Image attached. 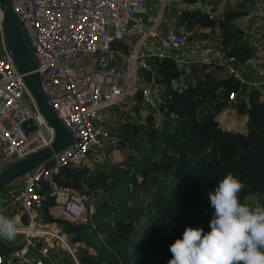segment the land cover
<instances>
[{
  "label": "built area",
  "instance_id": "1",
  "mask_svg": "<svg viewBox=\"0 0 264 264\" xmlns=\"http://www.w3.org/2000/svg\"><path fill=\"white\" fill-rule=\"evenodd\" d=\"M174 1L182 6L178 13L213 14L206 0H11L36 53V70L49 103L73 140L21 176L20 189L12 192L11 200H5L10 218L16 220L25 238L18 243L21 248L0 253V264H61L49 242L52 239L60 240L58 246L82 264L79 245L61 227L44 222V199L47 193L52 196V214L56 206L71 222L94 223L96 203L77 187L61 183L57 174L66 166L85 164L99 149L119 145L115 127L120 113L115 107L129 99L134 107L136 91H143L146 102L160 103L161 84L140 72L151 69L153 59H171L181 72L178 79L190 73L193 63L226 68L240 82L239 89L229 94L230 106L251 90L264 96V0H251L247 13L234 19L243 31L242 42L252 48L245 62L227 55L211 33L196 35L197 29L202 33L201 26L189 27L188 19L179 21L172 15L169 7ZM246 69L256 78L249 79ZM55 135L11 54L0 7V171L8 163L52 145ZM2 207L0 214L6 210ZM23 216L28 219L25 224ZM43 238L47 244H39Z\"/></svg>",
  "mask_w": 264,
  "mask_h": 264
},
{
  "label": "trees",
  "instance_id": "2",
  "mask_svg": "<svg viewBox=\"0 0 264 264\" xmlns=\"http://www.w3.org/2000/svg\"><path fill=\"white\" fill-rule=\"evenodd\" d=\"M246 5L244 3L240 10H228L220 17L185 10L172 15L179 21L188 19L189 27L200 25L203 36L218 31L219 34L213 35L227 55L245 62L251 57L252 48L242 42L243 31L234 19L247 13ZM125 47L129 51L127 44ZM151 64V69L140 72L149 79L154 71L161 75H156L155 80L162 86L159 106L166 114L164 125H156L151 108L146 114L148 123L141 121L139 112L146 101L143 91H136L134 110L138 117L130 112L131 118L126 119V112L120 113L115 132L119 136V151L126 141L137 150L129 156L127 165L119 164L112 172L101 171L91 182L92 187L101 185L109 195L104 204L98 202L95 225L92 224L100 244L95 245L96 251L80 248L82 264L104 261L110 264H168L172 258L170 246L183 237L188 226L203 228L205 233L210 231L214 208L207 193L228 173L244 185L239 193L241 203L248 205L245 199L250 194L264 193V96L251 90L242 101L234 103L247 125L245 130L232 129L221 124L219 114L227 109L229 94L239 89L240 82L226 68L193 63L190 72L196 78L175 85L173 80L181 72L171 59L156 58ZM139 138L145 142L144 146L136 143ZM108 150L115 152L116 149ZM115 154L125 156L124 153ZM154 172L169 175L172 186L169 184L155 191L152 208L147 214L143 203L132 206L130 202L138 187V177L147 180ZM82 174L78 166L69 165L57 177L63 184L78 187ZM261 203L264 205L263 199ZM53 204L52 196L47 193L42 207L43 220L59 222L66 232L75 234L73 242L85 240L91 245L93 241L85 232L91 223H74L55 217L50 212Z\"/></svg>",
  "mask_w": 264,
  "mask_h": 264
},
{
  "label": "clouds",
  "instance_id": "3",
  "mask_svg": "<svg viewBox=\"0 0 264 264\" xmlns=\"http://www.w3.org/2000/svg\"><path fill=\"white\" fill-rule=\"evenodd\" d=\"M243 183L228 173L207 193L214 208L210 231L188 226L171 246L168 264H264V207L241 203ZM17 222L0 214V238L12 241Z\"/></svg>",
  "mask_w": 264,
  "mask_h": 264
},
{
  "label": "rangeland",
  "instance_id": "4",
  "mask_svg": "<svg viewBox=\"0 0 264 264\" xmlns=\"http://www.w3.org/2000/svg\"><path fill=\"white\" fill-rule=\"evenodd\" d=\"M206 1H208V4H210L212 7H216L214 11L212 10V13H213L212 15L216 16V17L222 16L228 10H232V9L240 10L244 3L245 4L247 3V5H246L247 8H250L252 5V2H250L248 0H206ZM176 13H178V12H176ZM198 26H200V25H195V27H198ZM217 33L219 34L218 31H215V30L213 31V34L216 35ZM195 34L198 36L201 34V36H203V31L201 33V31L199 29H197ZM203 37H205V36H203ZM214 37H216V36H214ZM244 73L249 79H255L256 78V75H250L249 72L247 71V69L245 70ZM156 75L158 77H161L159 72L154 71L153 77H155ZM194 77L196 78V75L195 74L193 75V73H191V72L188 74V76H187V74H184V76L181 79H178V78L175 79L174 84L183 85L188 79H190V81H193L195 79ZM131 105H132V102L129 99V100H126L125 102L122 101L120 103V106H116L115 108L119 113L126 112L125 113L126 119L131 118L130 112L134 116L138 117L139 114L137 113V111L134 110L135 109L134 107H133V109H131ZM150 105L151 106H149V104L147 102L143 103V105H142L143 109H141V111L139 112L140 115H142L141 121H145V123H148L147 118H146V114L148 113V109L151 108L154 111L156 119H157L156 125L158 127H162L164 125V120L166 118V114L160 110L159 104L158 105L150 104ZM120 117H121V114H120ZM117 119H118V117H117ZM219 120H220L222 125L230 127L232 129H234V128L239 129V130H245L246 129L247 122H246L245 118H243L241 115H238V113L236 111V107L234 105H231V106L228 105L227 109L224 112L219 114ZM136 143L140 147L145 145V142L143 140H141L140 138L136 141ZM111 148L116 149L115 152H109V150L106 151V149H111ZM111 148H106V149H101V150L99 149V150L95 151V154L91 155L89 157V159L85 162V164L78 166L81 173H83V174H82V178H81V181H80L77 189L80 190L84 195H86L87 197H89L90 199H92L96 203L97 211H98V202H101L102 204H104V202L106 201V197H108L109 194H108V191L104 190L101 185L97 186L96 188L92 187L91 182L95 180V177H97L98 173L101 171H107L108 170V171L112 172L113 169L116 166H118L119 164L120 165H127L128 164L127 160L129 158V156L134 153V150H137V148L133 145H130V142H128V141H126L125 144L121 145V151L118 150L119 146H117L115 148H113V147H111ZM115 153H118V154L124 153L125 156H123V157L117 156ZM119 160L121 162H118ZM72 166H74V165H72ZM22 181H23V179L21 177V178H17L15 180H13L9 184H7L2 189V191L0 192V199L4 200L3 198H5V199L8 198L9 200H11L12 199V197H11L12 192L14 190L17 191L18 189H20ZM169 184H170V176L166 175L162 172L152 173L147 180H145V179L143 180L142 177L139 176L138 177V187H137V189L134 190L133 201L130 202L131 205L135 206L136 204H142L143 203L145 205L144 212H146L148 214V211H150V209L152 208V202L155 199V191L160 190V188L163 186H165V188H166V187H168ZM261 198L264 200V193H254V194L248 195L246 197L245 201L248 205H250L253 208L256 207L257 205L264 207V205L261 203V200H262ZM55 209L56 210L53 213V215L55 217L66 218L63 215H61L60 212L58 211L60 209L59 207L55 206ZM141 221L142 220H140V222ZM44 222H46V221H44ZM140 222H137V225L140 224ZM51 224H54V225L64 229L63 225H60L59 222H51ZM87 224H89V223H87ZM92 224L94 225V223H91V226L89 224V226L85 232L90 235V240L93 241V243L91 245L97 246L98 236L93 233L94 228L92 227ZM23 234L24 233L19 232L18 233L19 238L18 237L17 238L19 240H21L23 238V236H22ZM68 234H69L70 240L73 242V237L75 236V234H70V233H68ZM42 241L45 242L46 244L48 243L47 239L43 238ZM51 242L54 245L53 246L54 252L57 253L56 247H59L58 244H59L60 240L58 242L57 239H52ZM76 244H80V247L83 246L82 242H80V243L78 242ZM77 254L79 255V250H77ZM58 257L63 258V261L65 262L63 264H77L75 259L73 258V256L70 254V252H59Z\"/></svg>",
  "mask_w": 264,
  "mask_h": 264
},
{
  "label": "water",
  "instance_id": "5",
  "mask_svg": "<svg viewBox=\"0 0 264 264\" xmlns=\"http://www.w3.org/2000/svg\"><path fill=\"white\" fill-rule=\"evenodd\" d=\"M0 7L4 14L5 36L8 47L17 64L25 83L32 91L35 100L45 118L55 128V139L50 146L34 151L23 158L6 164L0 171V192L13 180L23 176L42 162L50 159L56 152L68 146L73 136L68 127L61 121L55 109L49 103L43 89L42 79L37 71L38 62L34 49L30 46L22 24L13 10L11 0H0ZM131 109L133 106L131 105ZM8 200L4 202V207ZM139 225V224H138ZM22 244L10 245L5 239L0 238V253H8L19 249Z\"/></svg>",
  "mask_w": 264,
  "mask_h": 264
},
{
  "label": "crops",
  "instance_id": "6",
  "mask_svg": "<svg viewBox=\"0 0 264 264\" xmlns=\"http://www.w3.org/2000/svg\"><path fill=\"white\" fill-rule=\"evenodd\" d=\"M180 9H182V6H181V4L178 2V1H174V2H172V4L170 5V8H169V11H170V13L171 14H174L175 12H179V10ZM173 12V13H172ZM4 200H2V199H0V204L2 205L4 202H5V198H3ZM4 205V204H3ZM1 207L2 206H0V209H1ZM6 207V206H5ZM2 208H4V206L2 207ZM6 210H5V212H3L2 211V213L1 214H3V213H5V215L6 216H8V217H11L12 216V213H11V211L9 210V209H7V207L5 208ZM26 217H24L23 216V223L25 224L26 222H25V219ZM27 219V218H26ZM28 220V219H27ZM61 231H65L64 229H62L61 228ZM66 232V231H65ZM66 233H68V232H66ZM19 235L17 234V236H16V238L14 239V240H12V241H9V240H6V242L8 243V244H10V245H16V244H18V243H20V242H22L23 240H24V238H25V234H23L22 236H23V238L21 239V240H19L18 237ZM18 237V238H17ZM1 239H4V238H1ZM18 239V240H17ZM49 242H51V240H49ZM79 243L80 242H82V245L84 246V247H92V248H96V246L94 245H90V244H88L85 240H82V241H78ZM78 242H75V243H78ZM40 243H43V241L41 240L40 242H39V244ZM52 243V242H51ZM87 243V244H86ZM97 244H100V242H98ZM77 245H79L78 246V250L80 251V248L81 247H83V246H81L80 247V244H77ZM90 245V246H89ZM80 247V248H79ZM59 252H68V251H66V250H64V249H62V248H60V247H58V251H57V253H56V257H57V259L59 260V263H61V264H63V263H65L64 261H63V258L62 257H58V253ZM4 253V252H3ZM79 256V255H78ZM21 264H25V263H21ZM27 264V263H26Z\"/></svg>",
  "mask_w": 264,
  "mask_h": 264
}]
</instances>
